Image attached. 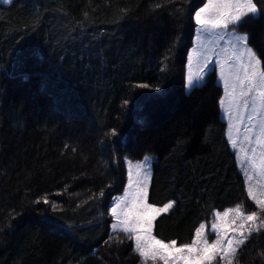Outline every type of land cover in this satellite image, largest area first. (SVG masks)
<instances>
[{
  "label": "trees",
  "instance_id": "1",
  "mask_svg": "<svg viewBox=\"0 0 264 264\" xmlns=\"http://www.w3.org/2000/svg\"><path fill=\"white\" fill-rule=\"evenodd\" d=\"M159 2L0 5V264H143L125 234L110 232L108 205L123 191L125 157L154 156L149 202L175 201L154 221L153 235L166 243H191L216 212L236 205L257 211L220 118L215 72L202 90L185 93L191 25L173 49L171 76L160 79L177 23L171 7L153 11ZM248 31L250 44L264 52V20ZM126 98L133 103L125 106ZM112 128L122 132L111 137L118 168L105 136ZM42 197L49 203L36 204ZM238 255L233 264H264V229Z\"/></svg>",
  "mask_w": 264,
  "mask_h": 264
},
{
  "label": "snow or ice",
  "instance_id": "2",
  "mask_svg": "<svg viewBox=\"0 0 264 264\" xmlns=\"http://www.w3.org/2000/svg\"><path fill=\"white\" fill-rule=\"evenodd\" d=\"M192 0H179V7H172L178 0H164L154 5L153 11L168 10L176 19L177 34L173 40L172 48L164 55L168 63L161 67L165 73L160 79L171 76L174 68L172 58L174 48H179L183 42V28L191 25L195 30V47L187 55V72L185 77L186 94L191 96L194 91L202 90L211 79L212 72L209 66L215 63L219 67V78L223 82L225 96L219 104L225 107L228 117L229 131L228 142L232 148L244 157L241 167L247 183V195L255 203L261 213H264V52L255 49L251 44V33L248 25L257 20H264V5L259 0H207L202 6L196 8L186 7ZM3 4H12L13 0H0ZM127 11V10H123ZM215 57V61H214ZM163 63V62H162ZM196 64L195 75L193 64ZM138 89H147L164 95L160 83L150 85L139 83ZM160 97H152L159 99ZM133 103L130 98L124 100V105ZM108 145L112 149V162L119 167L115 157V141L111 137L122 136L118 128H112L105 133ZM243 141L247 147L240 146L238 141ZM105 143L101 141V144ZM178 144H183L180 140ZM75 151V149H73ZM128 167V185L123 196L114 198V203L108 205L110 214L114 219L111 224L113 232L117 229L123 232L129 240H134V251L142 258L143 264L162 262V264H213L217 257L223 264H233L239 259L240 246L246 244L252 236L253 228L245 233V225L259 219L257 212L243 215L239 208L236 217L240 220L234 229L239 238H229L228 232L232 230L231 224L224 223L220 217L219 225L213 224L212 230L216 239L209 243L205 235V225L201 224L195 231L191 243L177 247V242L172 240L165 243L153 235L154 221L158 216L173 208L175 201L156 207L149 202V185L152 179L151 166L147 169L138 165L135 174L131 168V160L124 158ZM152 159L145 155L144 160ZM256 179V183L253 180ZM113 187L111 181L106 185ZM96 194L93 193V196ZM98 196H105V188L99 190ZM48 204L47 197L35 201L36 204ZM102 203L97 199V204ZM55 210V208L53 209ZM103 215V213H101ZM219 213L217 216L219 217ZM224 216H228L225 213ZM232 223H235L233 221ZM55 226V225H54ZM109 239H112L110 236ZM225 241L227 243L225 244ZM123 243V241H119ZM107 243V241H105Z\"/></svg>",
  "mask_w": 264,
  "mask_h": 264
},
{
  "label": "rangeland",
  "instance_id": "3",
  "mask_svg": "<svg viewBox=\"0 0 264 264\" xmlns=\"http://www.w3.org/2000/svg\"><path fill=\"white\" fill-rule=\"evenodd\" d=\"M206 2H207V0H205L204 3H206ZM0 4H3V3H0ZM194 41H195V30H194V32H193V38H192L191 47L189 48L187 55H188L189 53H191L192 48L196 46L195 43H194ZM214 61H215V57H214ZM186 65H187V56H186V62H185L184 83H185V77H186V72H187V67H186ZM195 69H196V64L194 63V64H193V73H194V75H195ZM209 71H210V72H215V74H216V83H217V85H219V86L221 87V91H222V94H221V98H220V99L224 98L225 93H224V88H223V82H222V81L220 80V78H219V67H218L217 65H215V63L213 62V64L209 66ZM184 87H185V85H184ZM185 93H186V87H185ZM218 105H219V111H220V118H221V120H222L223 122H225V123L227 124V137H228L229 123H228V117H227V114H226V112H225V107L220 106L219 103H218ZM229 143H230V142H229ZM238 144H239L240 146L247 147V145H244V144H243V141H242V140H241V141H238ZM230 146H231V144H230ZM231 148H232V146H231ZM232 149H233V148H232ZM235 152H236V151H235ZM148 156L152 158V159H150L149 161H145V160H144V157H145V156H143V157H142L141 159H139V160H134V161L131 160V168H132L133 174H135L138 165H143V167H144L145 169H147L149 166H152V163L154 162V156H152V155H148ZM243 159H244V157L236 152V162H237V166H238V168H239L241 174H242L243 177H244L243 170H242V167H241V161H242ZM128 167H129V165L125 162V159H124V168H125L126 183H125V186H124L123 193L120 194V195H118V196H116V197H114V198H118V197L123 196L124 192L127 190V185H128ZM244 179H245V177H244ZM253 183H256V179L253 180ZM245 184H246V191H247V187H248V185H247L246 182H245ZM250 200H251V199H250ZM251 201H252V200H251ZM252 202H253V201H252ZM113 203H114V199H113L112 204H113ZM253 203H254V202H253ZM254 204H255V203H254ZM173 206H174V205H173ZM162 207H163V206H162ZM255 207H256V205H255ZM237 208L240 209V211H241V213H242L243 215H250V214H246V213L244 212V209H243L241 206L236 205V206H234V207H232V208L227 209L226 211H223V212H216V213H214V215H213L211 221H209L207 224H206V223H202V224L205 225V235L208 236L209 243H213V242L215 241V239H216V233L213 232V230H212V225H213V224H217V225H219V224L221 223L220 217H224V223H225L226 225H227V224H231V225H232V230H230V231L228 232V237H229V238L236 237L237 239L239 238L238 233L234 230V229L239 225V223H240V220L236 217V209H237ZM170 211H171V209H170L168 212H170ZM108 212H109V215L111 216V214H110V209H109ZM168 212L163 213V214H167ZM256 212H257V215H258L259 219H258L257 221H255V222H249L247 225H245V233H246V234L248 233V231H249L250 229H253V228H259V230L264 229V213H261L260 210H259L258 208H257V211H256ZM217 213L220 214L219 217L217 216ZM225 213H228V216L225 217V216H224ZM111 218H112V223H114L115 221H114V219H113L112 216H111ZM233 221H235V223H232ZM200 225H201V224H200ZM111 231L113 232L112 228H111ZM118 232H121V231H119V229H117L116 233H118ZM253 232H257V231H252V233H253ZM122 233H123V232H122ZM131 241H132V243H133V247H134V246H135L134 240H131ZM165 243H166V242H165ZM226 243H227V241H225V244H226ZM177 247H179V246H177ZM140 258H141V257H140ZM141 260H142V258H141ZM142 261H143V260H142ZM148 264H152V262L149 261ZM156 264H162V262H156Z\"/></svg>",
  "mask_w": 264,
  "mask_h": 264
}]
</instances>
